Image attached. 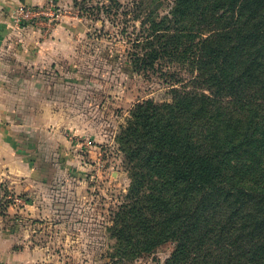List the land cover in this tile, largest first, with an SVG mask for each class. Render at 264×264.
Listing matches in <instances>:
<instances>
[{
    "label": "trees",
    "instance_id": "obj_1",
    "mask_svg": "<svg viewBox=\"0 0 264 264\" xmlns=\"http://www.w3.org/2000/svg\"><path fill=\"white\" fill-rule=\"evenodd\" d=\"M151 17L140 23L149 52L134 63L153 66L161 38L165 53L185 40L196 76L170 103H137L121 128L131 183L112 257L171 243L162 264H264V0H173Z\"/></svg>",
    "mask_w": 264,
    "mask_h": 264
},
{
    "label": "rangeland",
    "instance_id": "obj_2",
    "mask_svg": "<svg viewBox=\"0 0 264 264\" xmlns=\"http://www.w3.org/2000/svg\"><path fill=\"white\" fill-rule=\"evenodd\" d=\"M150 2L38 0L25 6L39 15L21 27L61 45L54 64L24 80L30 93L16 96L26 123L39 126L38 136L17 139L38 138L39 151L29 153L24 145L14 166L0 170V264H118L111 228L131 183L121 128L137 103H170L172 91L191 89L196 76L183 53L185 40L165 53L161 38L153 66L134 63L149 52L151 32L140 23L150 14L160 21L173 5ZM173 248L166 243L124 264H162Z\"/></svg>",
    "mask_w": 264,
    "mask_h": 264
},
{
    "label": "crops",
    "instance_id": "obj_3",
    "mask_svg": "<svg viewBox=\"0 0 264 264\" xmlns=\"http://www.w3.org/2000/svg\"><path fill=\"white\" fill-rule=\"evenodd\" d=\"M37 2L0 0V170L14 166L18 156L27 149L36 155L39 151L38 138L31 142L17 139V136L25 137L28 133L38 136L39 126L35 125L33 130V126L26 123L21 112L23 100L16 96L30 93L24 80L35 78L41 67L54 64L59 59L56 47L61 44L58 39H46L45 35L39 36L40 32L36 30L13 23V15L19 7L35 6Z\"/></svg>",
    "mask_w": 264,
    "mask_h": 264
},
{
    "label": "built area",
    "instance_id": "obj_4",
    "mask_svg": "<svg viewBox=\"0 0 264 264\" xmlns=\"http://www.w3.org/2000/svg\"><path fill=\"white\" fill-rule=\"evenodd\" d=\"M33 8H25L24 6L19 7L14 13L13 23L15 26L20 27L27 23L29 24L39 13H36Z\"/></svg>",
    "mask_w": 264,
    "mask_h": 264
}]
</instances>
